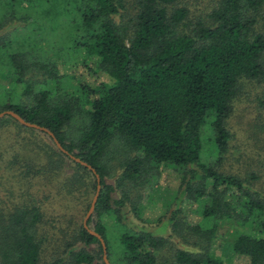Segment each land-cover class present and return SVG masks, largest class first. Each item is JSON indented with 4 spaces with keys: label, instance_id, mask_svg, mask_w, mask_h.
Segmentation results:
<instances>
[{
    "label": "trees",
    "instance_id": "16d2710c",
    "mask_svg": "<svg viewBox=\"0 0 264 264\" xmlns=\"http://www.w3.org/2000/svg\"><path fill=\"white\" fill-rule=\"evenodd\" d=\"M176 2L47 0L50 35L59 33L54 16L63 30L67 26L61 43L43 40L48 52L69 61L82 53L91 59L88 71L101 74L92 87L77 83L76 95L62 86L70 75L59 74L49 55L27 45L33 57L22 50L4 56L21 90L2 89L0 111L44 127L67 154L45 132L0 117V264H104L98 239L71 219L57 227L59 254L39 258L40 186L46 185L41 202L73 198L84 214L95 190L94 173L70 155L99 177L86 225L94 219L90 229L102 238L109 264H224L210 251L220 227L231 230L232 254L264 264V190L255 187V173L243 177L220 168L231 137L226 120L241 83L264 81V32L254 27L264 0H216L195 21ZM207 145L214 155L206 163L201 151ZM163 168L177 179L169 237L139 227L113 238L101 216L121 224L124 207L141 220L146 185ZM185 204H195L193 222L184 220ZM174 235L198 251L175 247L168 239Z\"/></svg>",
    "mask_w": 264,
    "mask_h": 264
},
{
    "label": "rangeland",
    "instance_id": "374dc122",
    "mask_svg": "<svg viewBox=\"0 0 264 264\" xmlns=\"http://www.w3.org/2000/svg\"><path fill=\"white\" fill-rule=\"evenodd\" d=\"M216 0H177V6L186 7L188 10L189 19L195 21L198 17H203L214 6ZM47 0H0V94L3 90H11L12 92H20L21 85H14L13 74L8 67L4 65L7 54L22 50L30 52L28 46L36 48L37 52L44 53L43 56L49 55L53 60L56 59V69L60 73H66L70 77H66L61 81L62 86L69 92L77 94L76 84L84 83L93 86L97 84L100 73L96 76L89 72L92 65L91 59L85 57L82 53L75 56L71 61L60 57L57 50H50L49 46L44 45V41L63 40V25L59 16H54L53 22L57 26V31L50 35L47 30L49 22L45 18V8ZM57 12V11H56ZM263 18L258 16L255 20L254 27L257 30L264 32V11L261 12ZM117 19V17H115ZM61 24V25H60ZM69 31L65 35L66 42L69 41ZM58 43V42H57ZM57 43L52 44L53 48L57 47ZM47 44V43H46ZM28 45V46H27ZM33 50V49H31ZM55 51V52H53ZM53 52V53H52ZM36 51H31L29 57H33ZM72 55L71 53L68 56ZM40 57L39 59H41ZM72 77V78H71ZM38 79L41 78L39 75ZM3 89V90H2ZM5 98H0V102ZM16 101V99H13ZM19 100H24L21 97ZM232 110L226 120V127L231 133L228 140V152L225 161L221 165V170L226 173H239L241 176H248L253 172L256 175L254 182L256 188L264 190V81L250 82L243 81L240 89L231 103ZM72 127V126H71ZM210 145L206 146L201 151V161L209 162L214 155L213 150L210 152ZM211 154V155H210ZM177 185L176 174L167 168L160 170L157 178L150 179V183L146 185L144 197L142 199L141 220L133 217L131 213L122 208L121 213L123 218L121 224L113 223L108 218L107 214L101 216V220L108 224V229L114 238L119 232L127 229L142 228L149 231L154 236L169 237L171 234L170 223L167 222L171 211L174 209L175 188ZM49 188V187H48ZM46 190V185L40 186L37 191L35 200L40 210H44L42 220L45 224L39 227L36 238L41 240L39 258L40 261H48L54 256H57L61 251L59 248V240L61 237L60 230L57 227H64L68 219L72 223L82 221L83 214L79 210L77 200L62 199L60 195H53V199L43 203V192ZM53 190V189H52ZM260 191V190H259ZM92 197V196H91ZM3 197L0 195V201ZM91 200V198H90ZM73 204L75 205L73 207ZM195 204L183 205V211L187 222L197 219V215L189 209ZM55 220V228L50 227V219ZM94 219L88 223V227L92 228ZM41 226V225H40ZM217 230L215 237L212 240L210 251L212 254L223 258L224 264H246L247 258L236 256L229 251V240L231 239V230ZM175 247L187 251H198V247L194 246L191 241L187 244L182 243L178 236L174 235L168 238ZM80 246V245H79ZM96 245L86 247V250L92 251ZM168 255H170L168 253ZM91 264H95L94 262ZM157 264H166L157 262Z\"/></svg>",
    "mask_w": 264,
    "mask_h": 264
},
{
    "label": "water",
    "instance_id": "95a60500",
    "mask_svg": "<svg viewBox=\"0 0 264 264\" xmlns=\"http://www.w3.org/2000/svg\"><path fill=\"white\" fill-rule=\"evenodd\" d=\"M4 115H9L11 116L13 119H15L18 123H20L21 125L25 126V127H30V128H34L36 130H40L42 132H45L46 134H48L50 136V138L52 139L55 147L57 149H59L60 151H62L63 153L67 154L66 151L61 147V145L59 144V142L56 140V138L53 136V134L46 130L44 127H41L35 123H31V122H28V121H25L23 118H21L17 113L13 112L12 110H9V109H6V110H3V111H0V117L4 116ZM70 157L76 161V162H79L81 165H84L86 166L88 169H90L93 173H94V178H95V190H94V193L91 197V200L89 202V206L82 218V225L83 227L90 233L92 234L93 236H95L98 241L100 242V245H101V250H102V261L104 264H109L107 258H106V253H105V245H104V242L102 240V238L95 232L93 231L92 229L88 228L87 225H86V221L89 217V215L91 214L92 210H93V207H94V203H95V200L97 198V195H98V191H99V177L98 175L94 172L93 168H91L90 165H88L87 163H85L84 161L80 160L79 158L77 157H74V156H71Z\"/></svg>",
    "mask_w": 264,
    "mask_h": 264
}]
</instances>
